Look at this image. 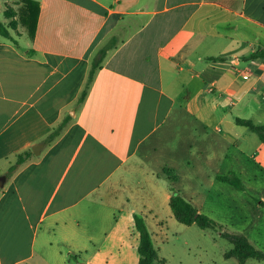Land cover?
<instances>
[{
    "label": "crops",
    "instance_id": "1",
    "mask_svg": "<svg viewBox=\"0 0 264 264\" xmlns=\"http://www.w3.org/2000/svg\"><path fill=\"white\" fill-rule=\"evenodd\" d=\"M19 1L0 0L3 23ZM36 1L32 39L20 26L0 35V176L32 152L2 179L0 264H138L110 183L180 108L264 171V143L235 122L264 124V57L246 58L264 49V0ZM256 192L246 214L260 221Z\"/></svg>",
    "mask_w": 264,
    "mask_h": 264
},
{
    "label": "rangeland",
    "instance_id": "2",
    "mask_svg": "<svg viewBox=\"0 0 264 264\" xmlns=\"http://www.w3.org/2000/svg\"><path fill=\"white\" fill-rule=\"evenodd\" d=\"M226 159L233 162L231 166L225 165ZM218 175L234 178L225 183ZM253 176L262 178L261 182ZM117 180L110 183L111 194L125 208L126 221L134 225L133 215H138L148 224L161 260L155 264H241L234 255H227L232 235H246L264 251V220L253 221L246 214L259 197L256 191L264 193V171L236 149L230 151L183 110L173 112L141 143ZM170 187L219 226L202 228L177 221L165 201ZM244 264H264V260L248 258Z\"/></svg>",
    "mask_w": 264,
    "mask_h": 264
},
{
    "label": "trees",
    "instance_id": "3",
    "mask_svg": "<svg viewBox=\"0 0 264 264\" xmlns=\"http://www.w3.org/2000/svg\"><path fill=\"white\" fill-rule=\"evenodd\" d=\"M10 12L14 13L12 11L6 10L7 17H13L14 14H9ZM15 13L16 19L12 18L7 23H3L0 20V35L7 38H12V36L10 35V30L16 29L17 26H20L24 29L27 37L32 39L35 33L37 17L39 13L38 1L20 0L19 7L17 8V11ZM254 57L263 58L264 49L257 50L256 52H253L246 56V58ZM220 59H222V57L211 58V60ZM98 66V62L91 63L87 73V77L81 90V94L79 97L80 101H83L84 97L86 96ZM178 110L183 109L180 108ZM235 122L239 125L245 126L249 130L254 132L257 135L258 139L264 143V124H256L251 119H244L239 117L235 118ZM60 129L61 125L57 126V131ZM55 135V132H53L48 137L52 139ZM31 155L32 152L30 150L20 153L17 156L15 163L9 166V168L7 169L5 176H0V178L4 179L5 177L7 179H10L14 172L19 168V166L23 162L28 160ZM218 178H220V176ZM1 190L2 187H0V192ZM170 191L171 193L168 199V206L171 210L172 215L177 221L186 225L197 224L202 228H217L219 226V224L214 219L200 212L198 208L179 191L172 187H170ZM133 220L135 228L138 232V264H155L158 261L159 263H161V260L158 259L157 250L152 243L151 234L144 222V219L141 216L133 215ZM228 239L232 243V248L227 252V255H234L241 262H243L244 259L247 258L264 260V251L251 244L246 239V237L242 235H232L229 236Z\"/></svg>",
    "mask_w": 264,
    "mask_h": 264
},
{
    "label": "water",
    "instance_id": "4",
    "mask_svg": "<svg viewBox=\"0 0 264 264\" xmlns=\"http://www.w3.org/2000/svg\"><path fill=\"white\" fill-rule=\"evenodd\" d=\"M42 144H34L33 146H31V150L33 151V153L35 155L39 154V148L41 147ZM38 148V150H37ZM3 186V180L0 178V187ZM79 264H83V263H79Z\"/></svg>",
    "mask_w": 264,
    "mask_h": 264
}]
</instances>
